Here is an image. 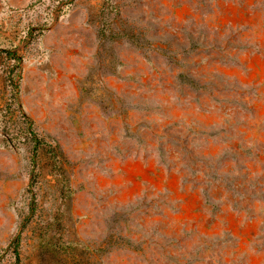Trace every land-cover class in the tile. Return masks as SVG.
<instances>
[{"label":"rangeland","instance_id":"rangeland-1","mask_svg":"<svg viewBox=\"0 0 264 264\" xmlns=\"http://www.w3.org/2000/svg\"><path fill=\"white\" fill-rule=\"evenodd\" d=\"M0 264H264V0H0Z\"/></svg>","mask_w":264,"mask_h":264},{"label":"trees","instance_id":"trees-1","mask_svg":"<svg viewBox=\"0 0 264 264\" xmlns=\"http://www.w3.org/2000/svg\"><path fill=\"white\" fill-rule=\"evenodd\" d=\"M13 58H15L16 60H18V58L15 56V54L13 53ZM11 103H9L6 107V114H9L8 119L10 122H12V124H17L18 129L16 131V136L17 135H24L26 139H28L31 143H32V152L35 153V151L38 149L39 144H41V139L39 138V136L37 135L36 131L33 129V122L32 120L29 119V117L26 116V114L19 109V114L20 116H18V114L15 113V111L12 109H10V105L15 102L18 101V82L15 81V79L12 77L11 79ZM16 122V123H15ZM19 122V123H18ZM16 250V249H15Z\"/></svg>","mask_w":264,"mask_h":264}]
</instances>
